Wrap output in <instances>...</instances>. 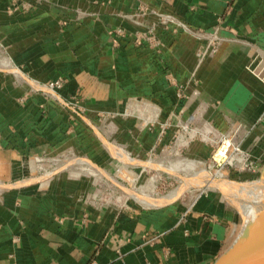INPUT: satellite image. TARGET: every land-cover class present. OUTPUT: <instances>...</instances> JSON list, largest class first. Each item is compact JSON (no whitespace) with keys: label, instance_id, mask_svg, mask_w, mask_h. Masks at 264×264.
<instances>
[{"label":"crops","instance_id":"0c3cea01","mask_svg":"<svg viewBox=\"0 0 264 264\" xmlns=\"http://www.w3.org/2000/svg\"><path fill=\"white\" fill-rule=\"evenodd\" d=\"M175 22L218 28L226 40L199 62L197 39L173 31ZM153 26L158 49L118 33ZM261 50L264 0H42L27 11L0 0V182L11 184L0 185V264H213L243 225L215 191L157 208L99 203L91 174L146 164L184 141L187 154L208 160L207 138L228 135L261 159L258 179ZM55 79L86 121L31 88ZM64 153L90 164L14 184L30 156Z\"/></svg>","mask_w":264,"mask_h":264},{"label":"rangeland","instance_id":"374dc122","mask_svg":"<svg viewBox=\"0 0 264 264\" xmlns=\"http://www.w3.org/2000/svg\"><path fill=\"white\" fill-rule=\"evenodd\" d=\"M4 67V65L0 64V68ZM45 96L52 100L49 95L45 94ZM236 127L238 126H235V128ZM197 138H200V136H197ZM183 143L184 145L172 144L166 149V151L163 152V154H154L149 156L143 160L145 162L149 161L146 164L120 163L119 166L113 170L100 165L107 172L103 171L92 174L90 171L86 170L87 173L89 172L88 174H91V176L97 178V187L99 191L96 195L101 199L100 202L120 203V201H136L138 202L136 205L143 206L145 208H157L173 205L181 201L183 198H186V200H193L192 202H194L195 199L201 197L206 192L215 191L225 200L226 203L230 204L232 208L239 212L240 223H243L244 218L238 207L230 199L226 198V196L215 186L202 184L201 180L203 178L199 176H201L200 174L202 171L206 173L209 171V173L212 174L214 178L216 177L217 179H225L236 182L247 181L253 183V185L257 188V179H255V174H257V172L254 174L240 172L238 167L223 169L217 168L214 164V159L212 156L215 155L216 150L219 148L215 147V144L212 145L211 142L209 143L212 145L213 151L211 154L212 156L208 160L199 157V155L191 156L187 154V147L185 146L186 142L184 141ZM181 148H183V151ZM200 148L201 147L199 146L198 149L200 150ZM219 151L224 153L222 148H220ZM81 157L82 156L80 155L71 153H64L58 156L45 155L43 158L40 156L39 159L36 158V156H30L26 159L27 174L19 178L24 180L18 181L14 184L19 185L21 182L26 180H30V182H32V180L37 181L39 179H45L51 175L54 170L63 167H72L73 165L77 164L83 168L85 167L83 164L87 165V163L84 161V158ZM197 178H199L200 181ZM186 179L187 186L185 187V190L173 202L161 206L151 207L143 204V198H145L144 200H150L152 198L161 197L167 194L170 190L182 185ZM0 183V185L3 187L11 185L2 181ZM255 199L256 198L254 197L252 200L255 201ZM255 205L256 204L253 203L254 207ZM235 236L237 237V233ZM235 236L233 239H235Z\"/></svg>","mask_w":264,"mask_h":264},{"label":"built area","instance_id":"2783aa9c","mask_svg":"<svg viewBox=\"0 0 264 264\" xmlns=\"http://www.w3.org/2000/svg\"><path fill=\"white\" fill-rule=\"evenodd\" d=\"M41 1L42 0H11V5L14 10L23 9L27 11L30 10L35 3H41ZM165 26L168 27L167 25ZM172 28L171 29L173 31L182 29L197 39L198 47L196 50V55L199 62H203L206 58L216 54L219 51L222 43L226 40V38L220 34L218 28H193L184 22H175L174 27ZM118 33L132 37L137 45L146 43L150 48L158 49L163 44L161 38L158 35L157 28L154 26L145 31L125 32L123 30H118ZM257 56L259 60L253 72L264 83V51H257ZM63 85V80L55 79L46 83L32 82L31 88L49 95L51 99L58 102L62 108L68 110L72 118H79L86 121L87 116L85 114V110L75 102L74 98H67L61 94L60 90L63 88ZM180 88V95L185 96V93L182 91L183 86L180 85ZM190 123L191 120L185 124L183 129L188 130ZM207 140L210 141L212 145L215 144V147L219 149L223 148L224 153H221L219 149H217L215 155L212 156L214 159V164L217 168L223 169L238 167L240 172H248L250 174L259 172V162L261 159L255 156L252 149H244L239 141L233 140L228 135L220 137L217 136L212 139L208 137ZM96 200L99 203H103V201L100 202V198H96ZM117 252L120 256L123 255L122 249L118 248ZM89 264L102 263H100L97 258H93Z\"/></svg>","mask_w":264,"mask_h":264},{"label":"bare ground","instance_id":"6f19581e","mask_svg":"<svg viewBox=\"0 0 264 264\" xmlns=\"http://www.w3.org/2000/svg\"><path fill=\"white\" fill-rule=\"evenodd\" d=\"M122 161H127V160H122ZM86 163L90 164L88 161ZM83 165H86V164H83ZM106 175H107V173H106ZM200 175L201 176H199V177L203 178L201 180L202 184H204V185L209 184V185L215 186L226 196V198L230 199L238 207L240 213L242 214V216L244 218V222H246L247 220H249L253 216L256 209L258 208L259 201H260L262 194H263L264 181L261 180L260 177L257 179V185L258 186L256 188L253 185V183L247 182V181L236 182V181H229V180H225V179H217L216 177L214 178L212 176V174L209 173V171H208V173L202 171ZM197 179L200 181L199 178H197ZM34 181H36V180H34ZM186 181H187V179L185 180V182L182 185L170 190L167 194H165L161 197L152 198L150 200H144L145 198H143L142 199L143 204L146 206H149V207L161 206V205H165V204H168V203L176 200L185 190V187L187 186ZM27 182H30V180L23 181V182H21V184L22 183L24 184ZM32 182H33V180H32ZM254 197L256 198L255 201L252 200V199H254ZM255 202H257V203H255ZM253 203L256 204L255 207L253 206Z\"/></svg>","mask_w":264,"mask_h":264},{"label":"water","instance_id":"95a60500","mask_svg":"<svg viewBox=\"0 0 264 264\" xmlns=\"http://www.w3.org/2000/svg\"><path fill=\"white\" fill-rule=\"evenodd\" d=\"M260 178L264 181V164ZM213 264H264V187L255 213Z\"/></svg>","mask_w":264,"mask_h":264}]
</instances>
